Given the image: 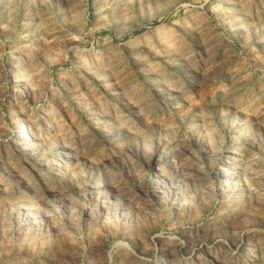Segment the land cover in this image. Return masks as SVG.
<instances>
[{"label":"rangeland","instance_id":"obj_1","mask_svg":"<svg viewBox=\"0 0 264 264\" xmlns=\"http://www.w3.org/2000/svg\"><path fill=\"white\" fill-rule=\"evenodd\" d=\"M0 264H264V0H0Z\"/></svg>","mask_w":264,"mask_h":264},{"label":"bare ground","instance_id":"obj_2","mask_svg":"<svg viewBox=\"0 0 264 264\" xmlns=\"http://www.w3.org/2000/svg\"><path fill=\"white\" fill-rule=\"evenodd\" d=\"M21 122V121H20ZM24 122V121H23ZM21 125V124H20ZM25 126V125H24ZM23 128V127H22ZM28 128H30V127H28ZM25 131H27V129L25 128ZM32 131V130H31ZM28 132V131H27ZM27 132H26V134H27ZM35 134V133H34ZM27 136V135H26ZM32 136V135H31ZM28 139V138H27ZM32 139V138H31ZM26 140V139H25ZM28 141V140H27ZM32 141V140H31ZM33 142V141H32ZM35 142V141H34ZM254 257V256H253ZM252 257V258H253ZM256 259V258H255Z\"/></svg>","mask_w":264,"mask_h":264}]
</instances>
